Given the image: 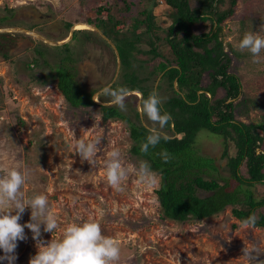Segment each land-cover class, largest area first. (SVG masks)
I'll list each match as a JSON object with an SVG mask.
<instances>
[{"label": "rangeland", "instance_id": "1", "mask_svg": "<svg viewBox=\"0 0 264 264\" xmlns=\"http://www.w3.org/2000/svg\"><path fill=\"white\" fill-rule=\"evenodd\" d=\"M85 1L87 0H0V16L6 14L3 8L11 11L6 14V22L0 29L28 30L26 27L31 26L29 31L51 42H61L67 38L69 31L64 28V24H74L72 27L77 30L74 28L76 24H84V20L95 18ZM128 1L132 3L129 12L123 14L129 18L151 3L146 0ZM188 1L190 6L195 5L194 0ZM246 4L251 15L263 19L253 33L264 36V0H239L235 7V17L225 20L219 32L223 51H227L232 58L231 67L238 62L229 53L228 45L237 49V18L245 11ZM120 6L123 7L122 3ZM163 8L162 0L158 1L157 7L152 8L158 26L161 27L154 35L159 37L164 36L162 29L169 23L168 20L167 23L160 21ZM101 16H105V12H101ZM130 24L131 20L128 19L123 27L118 28L129 31ZM207 29V23H199L192 31L197 34ZM0 34L7 37V40H0V52L7 55V60H3L0 54V168L19 166L21 170L29 169L28 182L23 187L26 197L47 195L60 228L51 237V234L43 232L41 226L44 241L61 238L63 228L74 221L95 219L101 224L102 234L113 238L120 246V260L116 264H176L177 258L179 264H248L243 254L251 248H256L259 253H253V264L264 261V228L242 227V224L230 216L228 208L209 219L179 224L160 217L154 194L158 186L138 184L137 178L130 176L124 192L118 193L112 189L106 182L105 161L108 152L118 149L123 154V163L130 164V124L120 119H109L102 123L95 108L69 109L57 90L55 81L45 86L28 82L30 70L36 69L41 75L53 73L59 66L63 52L25 33ZM145 39L146 37L143 38ZM105 43L107 42L90 28L74 33L67 43L72 62L63 63L72 66L75 82L81 89H91L92 95L108 85L114 74V80L121 74L114 53L108 47L109 44ZM137 47L141 51L148 49L145 43L138 44ZM34 49L42 53L38 56L37 65L30 62L32 56H35ZM262 53L264 55V50ZM135 59L134 66L139 70L138 76L155 71L159 60L151 59L148 54H136ZM102 62L110 70L105 78L97 75V67ZM260 63H264V58L260 59ZM239 68L246 70L244 77L247 78L241 83V91L261 102L262 107L250 109L248 118L239 115L240 108H235L234 119L244 123L261 122L264 127V121L260 117L264 113V73L252 77L245 64ZM228 71L234 72V69L230 68ZM161 74L154 72L144 84L151 85L165 101L173 96V92L165 81H160ZM207 81V76L203 75L201 84L205 85ZM172 89L178 91L175 83ZM135 93L127 101V110L122 112L117 107L118 110L131 124L136 125L139 121L147 129L154 127L146 116L138 117V121L133 117V109L137 112L139 100ZM221 94V90H218L217 96ZM100 99L101 103L93 102L106 106L109 98ZM70 130L74 132L76 139L81 138L86 142L97 136L101 137L94 166H90L87 161L82 162L79 155L73 153ZM259 134L262 133L259 131ZM196 141L194 147L198 154L213 159L216 171L211 175L216 178L228 177L225 170L227 157H223L222 153L227 147V155L232 156L231 144L224 143L220 137L206 131H201ZM261 150L264 153V140ZM4 153H7L6 157ZM239 169L243 173V166ZM249 189L256 199L264 195V183H256ZM207 194L197 192L200 197ZM261 211L264 213V208ZM29 221L30 210L26 209L19 222L23 225ZM24 231L27 239L17 242L15 264H28L37 251L31 231L27 228ZM0 255L3 253L0 252Z\"/></svg>", "mask_w": 264, "mask_h": 264}, {"label": "trees", "instance_id": "2", "mask_svg": "<svg viewBox=\"0 0 264 264\" xmlns=\"http://www.w3.org/2000/svg\"><path fill=\"white\" fill-rule=\"evenodd\" d=\"M146 1L151 2L150 6L129 18L123 14L129 12L132 4L128 0H87L85 4L95 14V18L86 19L83 23L97 28L117 52L121 80L112 85L113 88L127 87L147 98L153 88L144 83L154 72L162 73L160 81H165L173 92V96L160 106L161 112L169 113L174 122L173 128L164 129L171 134L170 140H162L147 154L142 153L140 146L149 133L138 121L136 110L133 109V117L138 121L135 125L129 123L116 106L95 104L91 99L92 91L81 89L73 79L74 71L63 63L72 62L68 44L54 48L61 50L64 55L53 73L41 75L36 69L30 70L28 82L45 86L55 81L69 109L95 108L102 123L109 119H120L130 124L128 161L137 167L141 161H147L151 170L157 174L159 185L154 194L161 218L189 224L215 217L228 208L230 216L239 224L254 214L256 223L253 227L264 228V213L261 211L264 208V195L256 199L249 189L256 183H264V153L261 150L264 127L261 122L244 123L235 120L233 116L235 108H240L239 115L248 118L250 109L262 107L261 102L241 91V83L247 78L244 77L246 70H240L239 67L245 64L253 77L264 73V63L252 64L253 57L247 50L240 51L238 47L233 49L228 45L229 53L238 62L231 67L232 58L227 51H223L219 37L222 23L235 17V7L239 0H194V6H190L188 0H162L164 8L160 21H169L162 29L163 37L154 35L161 28L152 12L159 0ZM3 10L6 14L11 12L6 8ZM244 10L237 18L238 42L245 33L254 32L255 27L263 21L251 15L247 4ZM101 12H105V16H101ZM6 14L0 16V26L5 24ZM128 19L131 20L130 30L121 31L118 27H123ZM199 23H207L208 29L195 34L192 29ZM69 27V24H64L66 30ZM26 28L32 29L31 26ZM83 31L77 30L74 33ZM0 40H7L6 35L0 34ZM142 43L148 46L146 51L137 47ZM33 51L35 56H32L30 62L37 65L38 56L42 53L35 49ZM0 54L3 60H7L5 52ZM136 54H148L151 59H159L155 71L138 76V69L134 66ZM262 54L261 51L260 59L264 58ZM230 68L235 73L229 72ZM203 75L208 78L205 85L201 84ZM173 83L177 92L172 89ZM218 90L222 92L220 96H217ZM260 117L264 121V113ZM201 131L231 144L233 155H227V147L222 153L223 157H227L225 170L228 177L216 178L211 175L216 171L213 159L198 154L194 145ZM164 150L171 157L167 163L163 162L160 155ZM240 166H243V173L240 172ZM198 191L208 194L200 197Z\"/></svg>", "mask_w": 264, "mask_h": 264}, {"label": "clouds", "instance_id": "3", "mask_svg": "<svg viewBox=\"0 0 264 264\" xmlns=\"http://www.w3.org/2000/svg\"><path fill=\"white\" fill-rule=\"evenodd\" d=\"M75 31L77 30L73 33ZM237 47L240 51L247 50L253 57V63H260L264 36L247 32L239 40ZM135 92L139 97L138 113L142 118L146 116L155 125L148 129L149 134L140 146L141 152L147 154L162 140L167 142L171 139L164 129L173 128L174 122L169 113L161 112L160 106L164 101L157 91H151L147 98H144L142 93ZM132 95L133 90L127 87L113 88L109 84L96 92L92 99L101 103V97H108L107 106H116L123 112L127 110V101ZM70 135L73 140V153L78 154L82 162L87 161L90 166H94L100 150L101 137L97 136L86 142L81 138L76 139L72 130ZM3 155L6 157L7 153ZM160 155L164 163L171 159L166 150ZM107 157L104 165L106 182L116 192L122 193L126 190V182L130 176H135L138 184L148 187L159 185L157 174L151 170L147 161H141L138 167L125 165L123 154L118 149L108 152ZM29 175V169L21 170L19 166L0 168V252L3 253L0 255V262L15 264L17 242L27 239L25 228L31 231L37 249L28 264H116L120 260L119 244L113 238L102 234L101 224L95 219L74 221L63 228L61 238L44 241L41 226L43 232L51 234L52 237L60 228V224L57 216L51 211L47 195L26 197L23 187L28 182ZM26 209L30 210V221L22 225L19 221ZM255 223L256 216L252 214L242 221V227L251 228ZM253 253L259 255L256 248L244 251L243 255L248 264L255 261ZM176 264H179L178 258ZM259 264H264V261Z\"/></svg>", "mask_w": 264, "mask_h": 264}, {"label": "water", "instance_id": "4", "mask_svg": "<svg viewBox=\"0 0 264 264\" xmlns=\"http://www.w3.org/2000/svg\"><path fill=\"white\" fill-rule=\"evenodd\" d=\"M73 26V25H72ZM70 27L69 28V31H68V36L65 40L61 41V42H51L49 40H46L45 38L39 36L38 34L32 32V31H29V30H26V29H23V28H3V29H0V33H8V32H20V33H25L29 36H33L34 38H37L38 40L44 42L45 44H47L48 46H51V47H60L64 44H67L71 38H72V33L74 31L73 27ZM85 26H87L88 28L92 29L93 31H95L103 40H105L107 42V44H109V46L113 49V51L115 52V54L117 55V52L113 46V44L97 29L95 28L94 26H91V25H88V24H85ZM135 92V91H133ZM93 96V95H92ZM93 101V100H92ZM139 103V101H138ZM103 105V104H101ZM107 106V105H106ZM138 113V111H137ZM138 117H140V114L138 113ZM143 126V125H142ZM144 128H146L145 126H143ZM147 129V128H146Z\"/></svg>", "mask_w": 264, "mask_h": 264}, {"label": "flooded vegetation", "instance_id": "5", "mask_svg": "<svg viewBox=\"0 0 264 264\" xmlns=\"http://www.w3.org/2000/svg\"><path fill=\"white\" fill-rule=\"evenodd\" d=\"M72 26V25H71ZM70 26V27H71ZM69 27V28H70ZM68 28V29H69ZM72 36H73V34H72ZM105 41V40H104ZM105 44H107V43H105ZM108 45V44H107ZM108 47L110 48V50L114 53V55H115V58H116V64H117V67H120V63H119V59H118V55H116L115 54V52L113 51V49L108 45ZM71 68H72V66H71ZM121 70V69H120ZM109 73H110V70H108V66H107V64L106 63H100L99 65H98V67H97V75H98V77L99 78H105V76H108L109 75ZM121 73V72H120ZM121 75V74H120ZM119 75V78L117 79V80H114V77H115V74H114V77H111V79H109L110 81H109V84L112 86V85H114L115 83H117V82H120V80H121V76ZM74 80H75V76H74V78H73ZM108 84V85H109ZM78 85V84H77ZM86 90V92H89V90H91V89H85ZM138 92V91H137ZM91 99H92V95H91ZM100 105V104H99Z\"/></svg>", "mask_w": 264, "mask_h": 264}, {"label": "bare ground", "instance_id": "6", "mask_svg": "<svg viewBox=\"0 0 264 264\" xmlns=\"http://www.w3.org/2000/svg\"><path fill=\"white\" fill-rule=\"evenodd\" d=\"M74 28L77 29V30H86V29H89L87 26H85V24H82V23L76 24Z\"/></svg>", "mask_w": 264, "mask_h": 264}]
</instances>
